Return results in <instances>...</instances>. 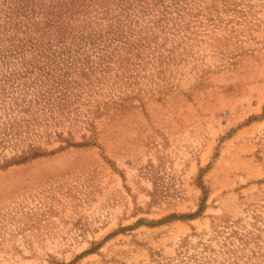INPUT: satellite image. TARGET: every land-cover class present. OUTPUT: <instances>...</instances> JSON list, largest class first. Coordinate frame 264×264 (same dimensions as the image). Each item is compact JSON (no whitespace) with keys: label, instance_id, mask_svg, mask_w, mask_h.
<instances>
[{"label":"rangeland","instance_id":"1","mask_svg":"<svg viewBox=\"0 0 264 264\" xmlns=\"http://www.w3.org/2000/svg\"><path fill=\"white\" fill-rule=\"evenodd\" d=\"M34 2L0 28V264H264V0Z\"/></svg>","mask_w":264,"mask_h":264},{"label":"trees","instance_id":"2","mask_svg":"<svg viewBox=\"0 0 264 264\" xmlns=\"http://www.w3.org/2000/svg\"><path fill=\"white\" fill-rule=\"evenodd\" d=\"M2 4L6 5L7 10H4L3 12V18L0 19V28L3 30L6 28V30L12 25V28L18 29V22L13 20V16H17L21 14V11L23 8H29L31 10H35L38 6L34 0H2ZM41 4V3H40ZM39 4V5H40ZM18 21V20H17ZM20 25V24H19ZM41 152H34L31 156H36L40 154ZM29 156H21L18 160L15 161H23L27 158H30Z\"/></svg>","mask_w":264,"mask_h":264}]
</instances>
